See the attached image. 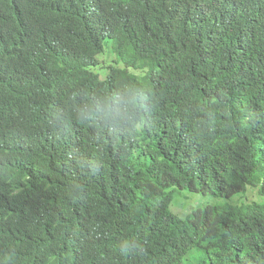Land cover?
<instances>
[{"label": "trees", "instance_id": "16d2710c", "mask_svg": "<svg viewBox=\"0 0 264 264\" xmlns=\"http://www.w3.org/2000/svg\"><path fill=\"white\" fill-rule=\"evenodd\" d=\"M4 120L0 264H264V0H0Z\"/></svg>", "mask_w": 264, "mask_h": 264}, {"label": "rangeland", "instance_id": "374dc122", "mask_svg": "<svg viewBox=\"0 0 264 264\" xmlns=\"http://www.w3.org/2000/svg\"><path fill=\"white\" fill-rule=\"evenodd\" d=\"M239 197H240L239 195H236L232 197L231 201L240 204L244 201V199L243 198L240 199ZM214 200L217 202V200L213 196L201 197L195 193H189L186 190H184L183 192L181 191L180 193L176 195L175 211L177 214L180 215L183 212V208L187 210H191L197 207L198 205L203 206L205 202H209L210 204H213L215 203Z\"/></svg>", "mask_w": 264, "mask_h": 264}, {"label": "clouds", "instance_id": "9594fccd", "mask_svg": "<svg viewBox=\"0 0 264 264\" xmlns=\"http://www.w3.org/2000/svg\"><path fill=\"white\" fill-rule=\"evenodd\" d=\"M2 65L5 66V68H8L7 67V63L6 62H3ZM67 91V90H65ZM61 93H63L64 91H60ZM7 120V118L5 119ZM5 120L4 121H0V126H5ZM9 132H4V133H7L5 138L3 139V141H9L10 140V137H9ZM0 147H3V151L0 152V157H2L3 155H12V156H15V151L14 150H19V145L18 143H13L12 146L9 144V143H3L0 145Z\"/></svg>", "mask_w": 264, "mask_h": 264}, {"label": "bare ground", "instance_id": "6f19581e", "mask_svg": "<svg viewBox=\"0 0 264 264\" xmlns=\"http://www.w3.org/2000/svg\"><path fill=\"white\" fill-rule=\"evenodd\" d=\"M118 60V59H117Z\"/></svg>", "mask_w": 264, "mask_h": 264}]
</instances>
